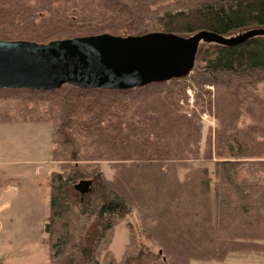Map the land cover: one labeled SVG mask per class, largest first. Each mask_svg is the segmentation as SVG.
I'll list each match as a JSON object with an SVG mask.
<instances>
[{
  "label": "trees",
  "instance_id": "obj_1",
  "mask_svg": "<svg viewBox=\"0 0 264 264\" xmlns=\"http://www.w3.org/2000/svg\"><path fill=\"white\" fill-rule=\"evenodd\" d=\"M253 28H264V0H0V41ZM261 84L264 37H255L202 44L186 77L139 88L0 89V123L52 125L49 257L39 264H125L138 248L132 227L122 260L108 244L131 213L166 264L264 255ZM203 114L217 124L201 150ZM82 183L93 187L88 212L76 207Z\"/></svg>",
  "mask_w": 264,
  "mask_h": 264
},
{
  "label": "water",
  "instance_id": "obj_2",
  "mask_svg": "<svg viewBox=\"0 0 264 264\" xmlns=\"http://www.w3.org/2000/svg\"><path fill=\"white\" fill-rule=\"evenodd\" d=\"M255 37H264V28L230 36L208 31L187 37L103 33L44 44L0 41V89L49 91L64 84L81 89L139 88L186 77L202 44L233 47ZM45 229L48 232L49 226Z\"/></svg>",
  "mask_w": 264,
  "mask_h": 264
},
{
  "label": "rangeland",
  "instance_id": "obj_3",
  "mask_svg": "<svg viewBox=\"0 0 264 264\" xmlns=\"http://www.w3.org/2000/svg\"><path fill=\"white\" fill-rule=\"evenodd\" d=\"M259 92L264 93V84L259 85ZM186 93L188 104L192 107L193 95L191 91L190 94L188 91ZM201 121L202 150L205 147L204 136L217 123L207 114H203ZM13 124L12 127L18 128L16 132L0 133V164L8 158L15 159L16 163L12 167L15 176L6 177L2 171L5 168L0 167V263H44L49 257L45 229L50 216L49 177L52 171H57V165L52 161V125L48 122ZM189 165L206 164L200 161L190 162ZM103 168L109 171L110 176L112 172L106 164H103ZM91 189L92 183H83L76 190L81 192L77 195L79 202L76 207L79 211H90ZM129 225L138 248L134 257L124 261L125 264H166L157 245L142 234L136 213L117 222L111 231L108 250L115 259L122 260L129 241ZM263 258V254L239 252L229 254L223 262L191 260L189 264H258L257 259Z\"/></svg>",
  "mask_w": 264,
  "mask_h": 264
},
{
  "label": "crops",
  "instance_id": "obj_4",
  "mask_svg": "<svg viewBox=\"0 0 264 264\" xmlns=\"http://www.w3.org/2000/svg\"><path fill=\"white\" fill-rule=\"evenodd\" d=\"M16 124H20V123H16ZM36 124V123H34ZM40 124V123H37ZM12 125H14L13 123H0V133H13L16 132L18 130V128L16 127H12ZM39 128H43V127H39ZM16 165L15 163V159H10L8 158V160L5 163L0 164V167L5 168L4 171V175L7 176H15V173H12V167H14ZM258 264H264V258L263 259H257L256 261Z\"/></svg>",
  "mask_w": 264,
  "mask_h": 264
},
{
  "label": "built area",
  "instance_id": "obj_5",
  "mask_svg": "<svg viewBox=\"0 0 264 264\" xmlns=\"http://www.w3.org/2000/svg\"><path fill=\"white\" fill-rule=\"evenodd\" d=\"M188 93L190 94V90H188Z\"/></svg>",
  "mask_w": 264,
  "mask_h": 264
}]
</instances>
